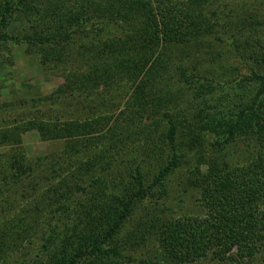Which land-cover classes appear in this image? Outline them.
<instances>
[{
  "label": "trees",
  "instance_id": "obj_1",
  "mask_svg": "<svg viewBox=\"0 0 264 264\" xmlns=\"http://www.w3.org/2000/svg\"><path fill=\"white\" fill-rule=\"evenodd\" d=\"M248 3L0 0V67L25 43L65 80L47 97L0 101V264L264 259V8L245 15ZM220 16L232 26L209 25ZM206 34L228 37L254 86L234 85L239 67L223 56L205 58ZM32 130L64 149L29 156ZM238 141L259 147L236 157ZM188 166L185 193L204 214L148 204Z\"/></svg>",
  "mask_w": 264,
  "mask_h": 264
},
{
  "label": "rangeland",
  "instance_id": "obj_2",
  "mask_svg": "<svg viewBox=\"0 0 264 264\" xmlns=\"http://www.w3.org/2000/svg\"><path fill=\"white\" fill-rule=\"evenodd\" d=\"M261 1L262 2L254 4L253 0H248L249 3L244 8V10H247V13L244 14L254 15L256 8H264L263 0ZM261 17L264 16L262 15ZM210 19L211 22H209V25H215V28H217L218 30L224 25L231 24L230 22H228L229 20L223 16L210 17ZM26 27H28L27 23L21 21L20 23H16L10 26V30H8L7 32L11 35H18L21 30ZM217 36L218 34H206V36L202 38L204 39V53H206V51L208 52L206 53L205 58L213 59V55L211 53L215 54L216 59H218V57L220 56H223L221 62L230 66L231 73H234L235 65L239 67L235 75L234 85L240 86L243 84L247 86L249 83H251L254 86V84L247 79L251 75L250 63L243 62L239 57H237V55L232 51V44L228 37H225L223 40H219L216 38ZM11 47L13 54L12 64L5 67H0V76L3 79L2 81H4L0 96L1 102L8 103L25 98L47 97L55 93V91L65 83L63 77L49 74L42 70L39 60L40 58L36 55L30 56L27 53V44L21 43L11 45ZM250 96L253 97L251 92ZM65 107L66 111L64 109ZM182 107L184 106L182 105ZM74 108H68V105H64V107H62L60 111H65L64 113H68L74 110ZM23 143L25 150L31 157L40 156L46 153L58 152L63 150L65 146L63 141H42L39 133L35 130L28 131L23 135ZM258 147V144H253L252 147L248 149L247 145L243 141H238L237 144L233 146L232 152H234V156L239 157L242 152L248 149L247 152L249 153V155H251V153H253ZM0 151L3 152L4 149H1ZM260 151H262V149ZM191 168L192 167L190 166H188L186 169L182 168L173 176H171L170 182H167L166 187L154 189V191L147 199L148 204L159 202L164 206V209L169 213V215L173 216H179L183 213L190 212H192L193 214V211H200L201 214H204V209L201 208L200 202L197 201V197L200 196L198 194H195V196L191 195L190 192L185 193L184 183L186 182V176H188L192 171ZM179 193H181V195H179ZM179 199H181L182 201L180 202ZM149 249H152V253L153 251H156V253H160L161 247L159 244H151ZM231 253L232 255H235L237 253V248L234 249ZM210 259L211 257L208 260L203 259L191 264H215V262L211 261ZM242 264L256 263L244 257ZM259 264H264V259L261 257H259Z\"/></svg>",
  "mask_w": 264,
  "mask_h": 264
}]
</instances>
